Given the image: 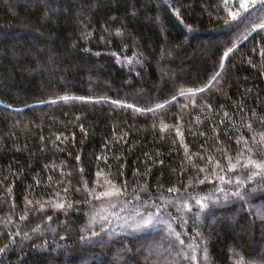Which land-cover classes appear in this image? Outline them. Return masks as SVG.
Wrapping results in <instances>:
<instances>
[{"label": "trees", "instance_id": "16d2710c", "mask_svg": "<svg viewBox=\"0 0 264 264\" xmlns=\"http://www.w3.org/2000/svg\"><path fill=\"white\" fill-rule=\"evenodd\" d=\"M0 264H264V0H0Z\"/></svg>", "mask_w": 264, "mask_h": 264}]
</instances>
